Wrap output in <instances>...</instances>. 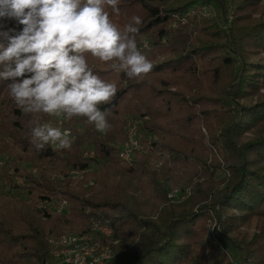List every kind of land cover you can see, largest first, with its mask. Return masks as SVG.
Here are the masks:
<instances>
[{
	"label": "trees",
	"instance_id": "trees-1",
	"mask_svg": "<svg viewBox=\"0 0 264 264\" xmlns=\"http://www.w3.org/2000/svg\"><path fill=\"white\" fill-rule=\"evenodd\" d=\"M118 7L107 10L121 28L141 18L137 45L153 69L130 79L88 56L117 85L100 106L109 110L108 131L86 117L26 114L9 96L11 81L0 78V264H54L48 237L89 232L92 219L112 220L121 239L110 264H235L204 237L212 214L225 245L245 248L248 264H264V0H119ZM10 27L22 29L0 18V31ZM128 115L143 119L148 135L127 165L120 150ZM36 121L68 130L71 148L36 152ZM93 164L98 170H87ZM73 170L83 171L79 184ZM188 187L194 192L184 202L168 195ZM64 197L71 213L53 214L50 204Z\"/></svg>",
	"mask_w": 264,
	"mask_h": 264
},
{
	"label": "clouds",
	"instance_id": "clouds-1",
	"mask_svg": "<svg viewBox=\"0 0 264 264\" xmlns=\"http://www.w3.org/2000/svg\"><path fill=\"white\" fill-rule=\"evenodd\" d=\"M119 0H0V18L14 20L22 29L0 31V78L26 114L86 117L98 131L111 125L108 109L117 85L90 66L88 56L110 65L116 73L140 78L153 63L138 48L136 36L142 20L131 17L121 28L107 10L119 12ZM31 144L36 152L49 144L70 149L71 133L51 123L34 122Z\"/></svg>",
	"mask_w": 264,
	"mask_h": 264
},
{
	"label": "built area",
	"instance_id": "built-area-1",
	"mask_svg": "<svg viewBox=\"0 0 264 264\" xmlns=\"http://www.w3.org/2000/svg\"><path fill=\"white\" fill-rule=\"evenodd\" d=\"M142 119L130 123L127 130V138L120 150V158L124 164H132L138 151L143 145L140 132ZM78 170L72 174L78 175ZM179 193V194H178ZM182 194L175 189L169 192V197L174 199ZM69 206L68 199H63L59 205L54 203L49 206L51 212L64 211ZM115 237V228L108 220L92 219L89 232L66 233L60 236H52L48 239L54 264H110L115 256L114 250L105 240Z\"/></svg>",
	"mask_w": 264,
	"mask_h": 264
},
{
	"label": "rangeland",
	"instance_id": "rangeland-1",
	"mask_svg": "<svg viewBox=\"0 0 264 264\" xmlns=\"http://www.w3.org/2000/svg\"><path fill=\"white\" fill-rule=\"evenodd\" d=\"M232 18H233V16H232ZM232 18L230 17V19H229L230 20V23H231V19ZM228 30L229 29H227V31ZM135 120H140V118H133V117L131 118V117H129V115L126 116V122L124 123V125L122 124L123 125L122 126V132H123V134H125V133L127 134V130H128V127L130 126V123L134 122ZM142 123H143V119H142ZM51 124L53 126L59 127V124H57V122H51ZM141 124H140L139 129H141ZM204 131H205L206 134L208 133L205 129H204ZM141 134H142V137H144V138L147 137V135H148V134L145 135L142 131H141ZM149 137H151V135H149ZM153 137L156 138V135H154ZM89 154H90L91 157H93L95 155V152L94 151H90V152L87 151L85 153V156H88ZM30 169H32V168H30ZM33 169H34V171H36L35 168H33ZM87 170H93V171L96 170L97 171L98 170V167H97V165L93 164ZM78 171L80 172L78 175H74V174L71 173L72 176H73V178H75L74 179L75 184H79V181L81 180L79 178H82V175L81 174H82L83 171H80V170H78ZM224 175H225V172L221 170V171H218L216 173V177L215 178L217 180H221V178L224 177ZM16 181L18 183H20L21 185L24 184V179L22 177H17L16 178ZM94 183H95V180L89 182V184H94ZM218 185L221 186V188H222L223 183H219ZM177 190H180V188H178ZM193 192H194V189L192 190L190 187H188L185 192H183L182 194L178 195L172 201L175 202V203L184 202V201L187 200L188 197H190L193 194ZM141 195L143 196V193ZM63 199H68V198H65L64 197V198L58 199V203H56L55 205L58 206L59 203L61 202V200H63ZM68 201H69V206L67 207L66 210H64L62 212L61 211H54L52 213L53 214H59V215H64V214L71 213V211H72V204H71L70 199H68ZM43 204H44L43 201L42 202H39L38 203V207H42ZM217 208L219 209L220 208V205H218ZM232 212H235L236 214H239L237 212V210H234V209H233ZM222 214H223L224 217H226V215L228 216L230 214V212H228V210H224ZM108 221L111 222L112 220H108ZM221 222L222 221H220L219 218L215 214H212V216L209 217V219H208L207 231L204 233V237L205 238H208L209 241L212 244H214V246H216L222 253L227 254L230 257V259L235 264H248L247 263L248 262V260H247V250L245 248H241V247L240 248H233V247H230V246L225 245V243H223L221 241V238L219 237V234L222 232ZM240 228L242 230H244V231H247L248 233H252L254 231V229H248V228L243 227V226H241ZM70 233H76V232H70ZM64 234H66V233H64ZM52 236L53 235L49 236L48 239L50 237H52ZM232 236L237 237L238 235H237V233H233ZM104 242H106L108 245H110V247L114 250L115 256H116L117 251L113 247V245H117V244H120L121 243V239L116 236V232H115V237H111L109 240H105ZM115 256H114V258H115Z\"/></svg>",
	"mask_w": 264,
	"mask_h": 264
}]
</instances>
